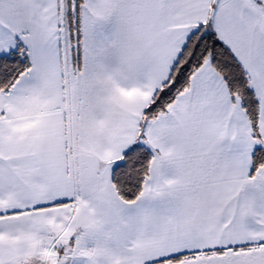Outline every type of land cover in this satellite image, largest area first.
<instances>
[{
	"label": "snow or ice",
	"instance_id": "snow-or-ice-1",
	"mask_svg": "<svg viewBox=\"0 0 264 264\" xmlns=\"http://www.w3.org/2000/svg\"><path fill=\"white\" fill-rule=\"evenodd\" d=\"M0 264H264V0H0Z\"/></svg>",
	"mask_w": 264,
	"mask_h": 264
}]
</instances>
